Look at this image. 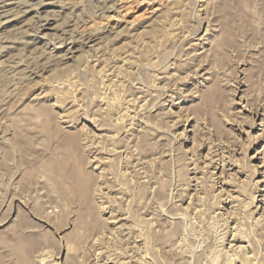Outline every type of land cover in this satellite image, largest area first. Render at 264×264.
I'll use <instances>...</instances> for the list:
<instances>
[{"label": "rangeland", "instance_id": "rangeland-1", "mask_svg": "<svg viewBox=\"0 0 264 264\" xmlns=\"http://www.w3.org/2000/svg\"><path fill=\"white\" fill-rule=\"evenodd\" d=\"M262 179L264 0H0V264H264Z\"/></svg>", "mask_w": 264, "mask_h": 264}, {"label": "bare ground", "instance_id": "bare-ground-1", "mask_svg": "<svg viewBox=\"0 0 264 264\" xmlns=\"http://www.w3.org/2000/svg\"><path fill=\"white\" fill-rule=\"evenodd\" d=\"M5 5V4H4ZM6 10V9H5ZM69 51V50H68ZM261 180V179H260ZM263 180V179H262ZM263 183H262V185H264V180L262 181ZM261 191H264V186L260 189ZM259 201H261V202H259ZM257 202H259V203H257L256 204V206H257V208H259V210L260 209H264V193H262V194H260V198H258L257 199ZM235 236V235H234ZM234 238H236V237H234ZM233 240H235V239H233ZM239 240V239H238ZM242 241V240H241ZM236 245V243L233 245V244H231L230 246H232V247H234ZM237 247H241V245H238ZM237 247H235L234 249L236 250L237 249ZM245 247V246H244ZM233 249V248H232ZM248 252H246V254H247ZM234 254V253H233ZM245 254V255H246ZM252 254V253H251ZM238 255V254H237ZM47 258V257H46ZM245 260V259H244ZM242 263H243V261H242ZM248 263V262H247Z\"/></svg>", "mask_w": 264, "mask_h": 264}]
</instances>
